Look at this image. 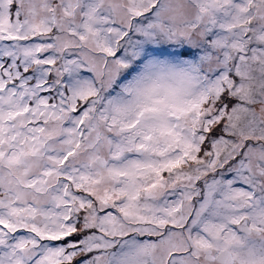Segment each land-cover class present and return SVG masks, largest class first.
Listing matches in <instances>:
<instances>
[{"label":"snow or ice","instance_id":"6c2138e0","mask_svg":"<svg viewBox=\"0 0 264 264\" xmlns=\"http://www.w3.org/2000/svg\"><path fill=\"white\" fill-rule=\"evenodd\" d=\"M0 264H264V0H0Z\"/></svg>","mask_w":264,"mask_h":264}]
</instances>
